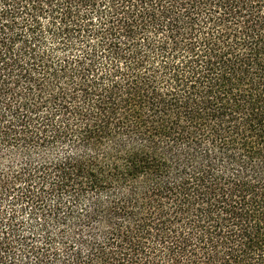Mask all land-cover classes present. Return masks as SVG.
Wrapping results in <instances>:
<instances>
[{
  "label": "trees",
  "instance_id": "obj_1",
  "mask_svg": "<svg viewBox=\"0 0 264 264\" xmlns=\"http://www.w3.org/2000/svg\"><path fill=\"white\" fill-rule=\"evenodd\" d=\"M0 264H264V0H0Z\"/></svg>",
  "mask_w": 264,
  "mask_h": 264
}]
</instances>
